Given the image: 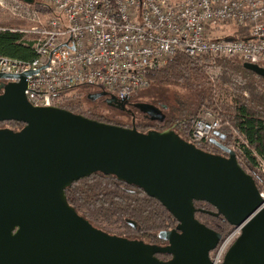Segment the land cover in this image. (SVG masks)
Here are the masks:
<instances>
[{
	"label": "water",
	"instance_id": "95a60500",
	"mask_svg": "<svg viewBox=\"0 0 264 264\" xmlns=\"http://www.w3.org/2000/svg\"><path fill=\"white\" fill-rule=\"evenodd\" d=\"M243 67L264 79L263 67ZM27 75L0 74V123L25 125L18 132L0 129V264H212L222 235L196 219L195 202L242 227L223 264H264V200L230 149L216 143L228 157L213 155L171 128L142 133L59 107H34L25 95ZM11 79L18 82L6 83ZM88 99H104L121 112L129 106L106 91ZM135 108L152 121L166 120L154 105ZM96 173L160 201L178 223L158 235L167 246L107 234L68 204L65 190Z\"/></svg>",
	"mask_w": 264,
	"mask_h": 264
},
{
	"label": "built area",
	"instance_id": "2783aa9c",
	"mask_svg": "<svg viewBox=\"0 0 264 264\" xmlns=\"http://www.w3.org/2000/svg\"><path fill=\"white\" fill-rule=\"evenodd\" d=\"M0 5L29 23L26 29L0 31L21 34L35 59L0 56V74H28L25 95L34 107H59L62 95L77 87L106 91L129 103L179 53L264 63V0H35L32 5L0 0ZM230 24L245 36H219ZM222 126L217 112L204 110L190 140L206 143ZM237 139L229 149L243 162L247 143ZM255 156V170L264 177V159ZM245 172L256 174L248 166ZM260 185L264 200V182ZM241 234L242 227H232L210 253L212 264L224 263Z\"/></svg>",
	"mask_w": 264,
	"mask_h": 264
},
{
	"label": "trees",
	"instance_id": "16d2710c",
	"mask_svg": "<svg viewBox=\"0 0 264 264\" xmlns=\"http://www.w3.org/2000/svg\"><path fill=\"white\" fill-rule=\"evenodd\" d=\"M21 26L16 22L0 23V27L13 28ZM244 37L245 34H240ZM0 56L32 61L35 53L31 45L24 42V37L15 32L0 31ZM264 68V63H260ZM221 70L218 81H211L209 70ZM176 86L191 91L196 99L190 110L185 105L184 110L175 119L165 124L152 123L151 125L117 123L92 109H86L82 96L69 97L68 94L79 88L65 92L64 101L59 108L82 115L88 119L101 123L133 128L139 132L147 133L151 130L164 131L175 125V133L207 153L228 157L216 143L225 148H230L237 132L246 141L243 145L244 163L255 170L257 159L255 153L264 159V79L255 73L246 70L243 63L219 57L189 58L177 54L168 65L150 76V87ZM149 87V88H150ZM87 89V88H86ZM232 96V103L224 104L220 101L221 92ZM142 92V91H140ZM2 92H0L1 94ZM139 92L135 93V96ZM132 99V100H133ZM87 101H89L86 98ZM203 109L216 111L223 120L219 135L203 144H195L190 140V132L195 120ZM5 125L13 131H21L25 125L15 121L0 123V129ZM235 132V133H233ZM259 190L262 178L255 174L253 177ZM68 204L87 220L92 226L110 235L130 237L150 244L161 243L158 235L161 231L173 229L177 221L172 214L158 201L148 196L142 189L130 186L119 181L114 176L102 173L93 174L81 179L65 190ZM196 219L220 233L224 238L232 226L223 217H217L216 209L205 202H195ZM134 224V225H132ZM125 229V233H118L113 226ZM128 234V235H127Z\"/></svg>",
	"mask_w": 264,
	"mask_h": 264
},
{
	"label": "rangeland",
	"instance_id": "374dc122",
	"mask_svg": "<svg viewBox=\"0 0 264 264\" xmlns=\"http://www.w3.org/2000/svg\"><path fill=\"white\" fill-rule=\"evenodd\" d=\"M16 22L20 23L21 26L18 27H13L8 29H26L29 27V23L26 21H23L17 17H15L14 13L12 10L8 8H2L0 5V23H7V22ZM0 29H4V27H0ZM7 29V28H6ZM244 32H241L238 27H236L233 24H230L224 28V30L220 31L219 36H224L230 34L231 36H238ZM230 60H237V59H230ZM239 61V60H237ZM221 70L219 68H214L212 70H209L210 74V79L211 81L215 82L218 81L219 76H220ZM89 88H79L74 90L73 92L71 91L68 96L69 97H74L76 95H81L82 99L85 104L86 109H92L98 114L104 115L110 120L116 121L117 123H124V124H135L133 123V119L128 113L118 111L116 109H113L109 107L105 102L104 99H98L96 101H92L88 99V95L90 93ZM86 98L89 100L87 101ZM196 97L195 95L184 88L181 87H176V86H155L152 85V87L139 92L137 96L132 100V102H138V103H146V104H151L154 105L162 110L164 115L166 116V120L170 121L175 119L180 113H182V109L184 110V107L190 108L192 107V103L195 101ZM219 99L222 103L224 104H229L232 103V96L228 94L227 92H221ZM64 101V98H63ZM185 104V105H182ZM162 106V107H161ZM165 107V108H163ZM207 110L203 109L202 111ZM210 110V109H208ZM213 111V110H210ZM216 113V111H213ZM137 117V125L138 124H145L144 119L141 114L136 113ZM200 115V114H199ZM223 121V120H222ZM148 126L151 125L150 122L147 123ZM135 126V125H134ZM11 127L8 125H5L2 129H8ZM235 133V132H233ZM237 132L234 134V139L232 142H235V140L238 138ZM238 140V139H237ZM252 169V168H251ZM257 175H259L262 178V181L264 182V177L261 173L258 171L252 169ZM111 229H115L118 231V233H125V229L123 230L122 228H119L118 225L113 226ZM128 235V234H127ZM131 239L133 238L131 235ZM145 243V242H144ZM146 244V243H145ZM148 245V244H147Z\"/></svg>",
	"mask_w": 264,
	"mask_h": 264
},
{
	"label": "flooded vegetation",
	"instance_id": "af4514ba",
	"mask_svg": "<svg viewBox=\"0 0 264 264\" xmlns=\"http://www.w3.org/2000/svg\"><path fill=\"white\" fill-rule=\"evenodd\" d=\"M3 84V82H0V87H1V85ZM90 89V93H99V92H101L99 89H96V88H89ZM0 92H2V90L0 89ZM104 102H105V100H104ZM136 104H139L138 102H132V100L129 102V106H128V110L125 112V113H128L130 116H131V118L133 119V123H135L134 125H136L137 126V117H136V113H139V114H141L142 115V117H143V119H144V122H146L145 124H143V125H148L147 123L148 122H150L151 124L152 123H157V124H165L166 122H167V120H165L164 122H155V121H152L150 118H148V117H146L143 113H141L137 108H135V105ZM162 107V106H161ZM163 108H165V107H163ZM172 129V130H174V132H175V125L174 126H170L169 128H166V129ZM166 129H164V130H166ZM222 217V216H221ZM223 220H224V218H223ZM177 225H178V223L176 224V226L173 228V229H175L176 227H177ZM173 229H171V230H173ZM211 229V228H210ZM100 230V229H99ZM213 230V229H212ZM102 231V230H101ZM215 231V230H214ZM103 232H105V231H103ZM108 234V233H107ZM112 236H115V235H112ZM117 237H119L118 235H117ZM121 238H126V239H128V240H136V239H131V238H129V236L128 237H126V236H124V237H121ZM222 239H223V237H222ZM139 241V240H138ZM146 243V242H145ZM146 244H148V245H155V246H159V247H165V246H167L168 244L166 243V242H164V241H162L161 243H153V244H150V243H146ZM159 260H161V261H170L171 259H172V256H169V255H157L156 256Z\"/></svg>",
	"mask_w": 264,
	"mask_h": 264
}]
</instances>
